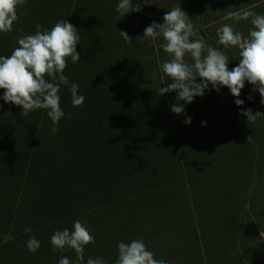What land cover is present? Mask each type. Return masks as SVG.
Segmentation results:
<instances>
[{
    "label": "rangeland",
    "instance_id": "obj_1",
    "mask_svg": "<svg viewBox=\"0 0 264 264\" xmlns=\"http://www.w3.org/2000/svg\"><path fill=\"white\" fill-rule=\"evenodd\" d=\"M241 1L242 12L264 14V0ZM88 3L27 0L18 9L19 19L13 30L0 32V39L13 42L14 50L19 47V37L36 32L32 23L50 30L56 22L68 20L80 35L77 46L86 51L95 28L85 8ZM56 11L59 17L53 23ZM100 11L104 16L105 8ZM238 22L240 32L247 36L253 27L250 20ZM142 27L138 45L145 52H106L110 68L114 66L106 81L111 88L108 93L105 89L99 92L98 98L130 130L162 136V143L168 138L179 153L174 152L173 160L157 163L156 185L129 175L122 179L127 183H121L119 190L112 187V195L88 194L80 207L89 214L80 221L86 222L95 242L85 246L81 264H87L89 257L115 264L118 243L134 239H143L155 258L168 264H264V116L248 123L242 115V109L249 108L264 113L260 93L253 92L254 86L246 81L239 97L244 104L237 106V97L227 87L218 93L210 86L202 97L184 105V113H174L171 106L177 103V93L159 94V89L172 80L161 71L162 63L150 38L143 36L146 27ZM134 44L126 43L127 49ZM80 54L85 58L89 52ZM235 54L234 67L241 59ZM70 62L69 58L66 68ZM188 117L190 124L184 122ZM103 132L114 138L112 132ZM45 256H67L71 264H76L75 250L53 249L51 239ZM0 264L37 263L20 257L12 262L0 260Z\"/></svg>",
    "mask_w": 264,
    "mask_h": 264
},
{
    "label": "trees",
    "instance_id": "obj_2",
    "mask_svg": "<svg viewBox=\"0 0 264 264\" xmlns=\"http://www.w3.org/2000/svg\"><path fill=\"white\" fill-rule=\"evenodd\" d=\"M198 2L202 7L206 3ZM57 17L56 11L53 23ZM34 24L32 28L36 31ZM76 47L79 53L89 54L85 58L81 56L75 65L70 62L64 74L70 84L79 85L78 94L86 99L82 106L74 107L70 87L61 85L60 104L65 116L58 125L53 124L45 109L21 115L22 106L3 101L5 90L0 89L2 262L23 257L37 264H57L59 256H45L51 236L56 230L73 228L76 220L88 216L80 207L88 194L112 195V187L119 190L125 182L122 179L129 175L134 180L140 176L143 181H149L148 185H156L157 163L170 161L175 151L179 153L168 138L162 143V136L130 130L102 105L99 92L105 89L108 93L111 86L106 81L114 70V66L110 68L105 44L91 37L88 50ZM12 51L13 42L4 43L0 39V56H10ZM99 52H105V56ZM54 126L59 129L55 134ZM104 130L112 132L114 138L105 136ZM26 227L33 231L25 233ZM31 236L41 242L35 253L27 248Z\"/></svg>",
    "mask_w": 264,
    "mask_h": 264
},
{
    "label": "clouds",
    "instance_id": "obj_3",
    "mask_svg": "<svg viewBox=\"0 0 264 264\" xmlns=\"http://www.w3.org/2000/svg\"><path fill=\"white\" fill-rule=\"evenodd\" d=\"M27 0H0V32L7 33L13 30L14 22L18 21V9L26 5ZM144 4H151L143 0ZM116 11L123 18L131 12L142 11L141 3L133 0H119ZM23 14V13H20ZM229 18L250 20L252 28L244 36L240 31L234 30L229 24L217 29L219 45L225 48L235 46L239 49V64L229 70V59L219 47L206 44L203 38L192 39L196 36L194 25L189 15L181 7H173L163 17V23L153 22L145 28L143 36L151 38L153 43L158 36H162L163 50L169 54L170 59L161 65V71L172 80V83L159 89L163 95L175 91L177 103L171 106L176 114L185 112V104H190L197 96H203L205 90L212 88L218 93L222 87H227L234 97L235 104L241 106L244 100L239 99L245 82L258 91L261 103L264 104V14L251 10L238 13H229ZM34 34H26L18 38V45L10 56H0V89H4L2 99L8 103L22 106L21 115H27L36 109L47 110L48 117L54 125H58L65 112L61 108L59 95L61 85H67L71 91V102L74 107L82 106L85 96L78 94L79 85L69 83L64 74L68 59L73 63L79 62L81 54L77 51L80 35L74 24L68 20L58 21L48 30L42 25H36ZM120 35L127 43L131 37L126 31ZM190 56V61L186 60ZM252 99V96H249ZM3 105H0L2 108ZM11 114V113H8ZM6 114V115H8ZM69 115H71L69 113ZM242 115L247 121L255 122L258 117L264 116L259 111L242 109ZM185 123H191L188 117ZM206 124V121L203 122ZM54 126L52 132H58ZM250 136L248 137V139ZM33 229L26 227L25 233ZM264 235V232L261 233ZM95 237L86 226V222L76 220L73 229L56 230L51 236L53 249L63 250L65 247L76 252V264L84 261L85 246L94 243ZM41 242L31 236L27 241L30 252L38 251ZM58 264H71L67 256L59 259ZM87 264H106L102 258L87 259ZM115 264H168L163 259H156L155 254L147 249L143 239H134L131 242L118 243V258Z\"/></svg>",
    "mask_w": 264,
    "mask_h": 264
},
{
    "label": "crops",
    "instance_id": "obj_4",
    "mask_svg": "<svg viewBox=\"0 0 264 264\" xmlns=\"http://www.w3.org/2000/svg\"><path fill=\"white\" fill-rule=\"evenodd\" d=\"M88 1L89 3L85 5V8L89 9L92 23L95 24V28L92 29L91 33L92 39L103 42L106 52H126L130 49L133 52H145L138 45V42L142 40L139 36L143 29L142 26L148 27L154 21L163 23V17L167 11H170L173 7H181L188 13L189 19L194 25L196 36L192 39L203 38L209 46L219 47L229 59L228 68L230 66L234 68L235 66L237 58L235 52L238 56L239 51H236L235 46L225 48L223 45H219L217 43V29L224 24H229L234 30L241 31L240 22L229 18V13L242 12L241 0H205L206 3L203 7L198 0H149L151 4H144L143 0H139L142 11L128 13L123 18L116 11L119 0ZM137 2L138 0H133L134 4ZM103 8H105L104 16L101 15L100 11ZM120 31H126L135 44L127 49V42L120 35ZM149 41L152 43L156 57L158 54L160 63L170 59L169 54L161 47L164 43L162 36L156 37L155 43L151 38ZM185 59L190 61V56L186 55Z\"/></svg>",
    "mask_w": 264,
    "mask_h": 264
}]
</instances>
